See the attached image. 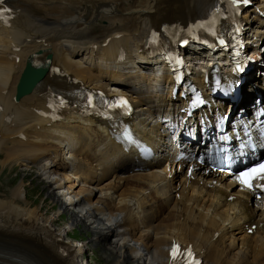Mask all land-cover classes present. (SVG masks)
I'll return each instance as SVG.
<instances>
[{
  "label": "bare ground",
  "instance_id": "bare-ground-1",
  "mask_svg": "<svg viewBox=\"0 0 264 264\" xmlns=\"http://www.w3.org/2000/svg\"><path fill=\"white\" fill-rule=\"evenodd\" d=\"M252 1L242 19L246 39L257 43L264 38V17L256 11L264 12V0ZM5 2L12 18L8 26L0 23V164L25 165L24 182L35 174L34 163L44 160L42 172L34 178L41 179L42 173L54 175L44 190L61 208L87 203L83 216L101 215L98 224L119 216L115 221L122 229L115 222L96 226L94 242L120 243V256L133 259L131 264H146V252L151 253L148 264H176L168 261L165 248L173 238L191 242L202 255L200 264H264L263 204L252 205L250 201L258 199L249 191L235 188L213 171L194 167L191 176H185L184 170L174 166L176 148L165 143V123L152 121L169 102L178 109L181 100L167 91L154 92L161 84L154 70L161 58L146 53L151 31L163 32L171 23L205 17L219 0ZM100 19L107 23H99L101 30L94 34L95 21ZM198 49L188 45L184 51L199 54ZM33 54L36 59L49 55L50 67L30 94L15 100L17 83ZM251 76L250 72L243 83ZM142 86L144 90L135 89ZM82 87L127 93L140 121L138 130L163 156L144 160L108 142L110 126L99 117L65 108L61 118L55 119L49 108L60 101L58 90ZM253 92L262 93L258 85L252 92L244 91L245 108L252 118H260L264 99L259 108H252ZM50 186L62 189L66 199L56 200ZM25 197L23 183L7 196L1 197L0 191V264H77L81 248L65 242L52 227L55 219ZM70 218L71 224L82 221L79 215ZM251 223L256 227L249 233ZM106 250L108 257L116 255L113 248Z\"/></svg>",
  "mask_w": 264,
  "mask_h": 264
},
{
  "label": "rangeland",
  "instance_id": "rangeland-1",
  "mask_svg": "<svg viewBox=\"0 0 264 264\" xmlns=\"http://www.w3.org/2000/svg\"><path fill=\"white\" fill-rule=\"evenodd\" d=\"M124 1L127 2L128 0H124ZM95 23L97 24L96 26L98 28L95 27V31L93 30V33L97 34L99 33L98 29L101 30L99 28L100 24L101 25L106 24L107 22L105 19H100V20L95 21ZM41 163H42L41 159L34 163L35 166L37 167L35 169L36 171L35 174L32 175L31 178H25L24 182H22L23 176L27 175L28 173V170L26 169L25 165H21L18 163L15 165L14 168H9L7 165L2 166L0 164L1 197H3V195L4 196L9 195L10 191L14 189L17 186V184L19 185L23 183L24 187L26 188V196H27V198L25 197L24 200L35 201L34 205L41 208V211L45 214V216L51 219L52 218L55 219L52 227L63 234L64 241L69 242V243H74L75 245L78 246V248H81V252L77 257L78 264L84 263V259L82 258V255H84L85 257H89L88 264H131L133 263L134 262L133 259L131 260L130 258L124 259L123 255L120 256V254H123V250L120 249L121 247L120 243L119 245H118V242H115L113 244L109 240L103 241L101 242V244H96L94 242L95 241L94 240L95 239L94 237L95 228L94 227L107 226V225H110L111 222L110 224H107L106 223L107 220H105L106 222L104 220H101V222L98 224L101 215H99L98 217H96L95 215L89 216L90 218H92L89 220L88 218H85V216H83L86 211L79 213V211L75 208L77 205L68 206L64 204L61 208L60 205L56 204L54 200L48 196V194L44 190V187L49 186L48 183L50 179L46 180L48 177H46L45 179H43L42 177L41 179L36 178L37 180L34 178L36 177L37 172H39L40 166L42 167L43 165V163L42 165ZM49 188L50 190H54L56 192V195H55L56 200L59 198L62 199V201L66 199V196H63L61 194L63 193V191H61L62 189L61 190L58 188L55 189L54 186H50ZM23 198H24V195H23ZM66 207H68L67 210L65 209ZM78 215H79V218L82 220L81 223L71 224V222H69L71 219L70 217L72 216L73 218V216H78ZM94 221L96 222L91 224ZM102 221L103 223H105V225L102 223ZM65 232H66V235H65ZM72 236L81 238L82 241L81 242L74 241L71 239ZM107 247L113 248L116 251V255L108 257V251L106 250ZM146 264L148 263L146 262Z\"/></svg>",
  "mask_w": 264,
  "mask_h": 264
},
{
  "label": "snow or ice",
  "instance_id": "snow-or-ice-1",
  "mask_svg": "<svg viewBox=\"0 0 264 264\" xmlns=\"http://www.w3.org/2000/svg\"><path fill=\"white\" fill-rule=\"evenodd\" d=\"M234 4L239 3H248V0H232ZM0 4H2V0H0ZM11 10L4 8L0 10V15H3L4 13H10ZM7 22V21H6ZM200 27H203V25H199ZM186 42V41H185ZM120 103L123 105H127V100L124 98H120ZM237 180L242 183L245 187L255 190L256 188L264 189V184H253V181L255 180H264V164L258 165L256 168L248 169L246 172H241L239 176H237ZM179 253V245L174 246L172 250V256L175 259ZM187 255L189 257L193 256V253L190 249L187 250ZM189 264H199V261H190Z\"/></svg>",
  "mask_w": 264,
  "mask_h": 264
},
{
  "label": "water",
  "instance_id": "water-1",
  "mask_svg": "<svg viewBox=\"0 0 264 264\" xmlns=\"http://www.w3.org/2000/svg\"><path fill=\"white\" fill-rule=\"evenodd\" d=\"M37 77H35L34 79H30L29 77L24 76L21 79V82L19 84L18 87V92H17V98H19L21 95L25 94V93H29L32 88L35 85V82H37L38 80H36Z\"/></svg>",
  "mask_w": 264,
  "mask_h": 264
}]
</instances>
